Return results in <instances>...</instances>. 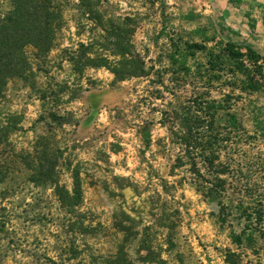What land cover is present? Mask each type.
<instances>
[{"label":"rangeland","instance_id":"rangeland-1","mask_svg":"<svg viewBox=\"0 0 264 264\" xmlns=\"http://www.w3.org/2000/svg\"><path fill=\"white\" fill-rule=\"evenodd\" d=\"M55 2L64 24L54 47L41 59L26 49L34 76L10 81L0 102V121L18 122L0 156V264H149L140 261L144 246L165 264H225L224 250L234 249L229 229L217 224L215 204L189 185L187 168L175 166L177 151L160 122L174 92L190 94L170 80L168 38L198 41L194 30L222 21L240 38L223 36L245 40V7L229 0ZM7 9L0 0V15ZM114 31L147 76L119 81L103 67L75 69L72 60L80 68L85 58L121 61L106 39ZM254 45L264 53L261 38ZM39 142L60 150V187L71 193L78 175L79 206L68 208L53 186L30 182L18 155L32 163ZM242 260L264 264V250Z\"/></svg>","mask_w":264,"mask_h":264},{"label":"trees","instance_id":"trees-1","mask_svg":"<svg viewBox=\"0 0 264 264\" xmlns=\"http://www.w3.org/2000/svg\"><path fill=\"white\" fill-rule=\"evenodd\" d=\"M7 1L8 9L0 15V102L10 81L27 82L34 76L26 49L34 50L35 59L46 57L64 24L55 0ZM78 1L87 5V0ZM229 1L235 9L245 7L243 17L250 30L256 27V14L264 25V0ZM224 32L240 38L222 21L194 30L198 41L178 35L168 38L170 80L173 85L189 87L190 94L181 99L174 92L175 104L162 112L160 124L167 125L170 143L177 151L175 166L187 168L189 185L215 204L217 224L229 229L234 249L224 250V263L242 264L248 252L258 255L264 250V104L260 103L264 97V56L246 40L236 42L223 36ZM106 39L122 60L111 65L103 58H85L82 68L80 60H72L77 71L103 67L119 81L147 76L144 66L131 58L128 44L122 43V32L114 31ZM9 118L5 123L0 121V156L9 135L17 130V118ZM148 141L145 132L144 142ZM36 149L32 163L18 155L30 171V182L53 186L59 201L68 208L79 206L82 193L78 175L73 173L71 193L60 187L56 178L60 150L48 149L40 142ZM144 247L142 263L165 264L150 247ZM120 261L116 259L117 264ZM254 264L262 263L257 260Z\"/></svg>","mask_w":264,"mask_h":264},{"label":"crops","instance_id":"crops-1","mask_svg":"<svg viewBox=\"0 0 264 264\" xmlns=\"http://www.w3.org/2000/svg\"><path fill=\"white\" fill-rule=\"evenodd\" d=\"M254 16L257 17V20H258L254 30H250L249 29V27L247 25V20L244 18L245 19V23H246V25H245L246 32H248L247 33V37L248 38H246L245 40L248 43L252 44L255 47V49L258 50L257 46H255L254 44L257 43L259 38H261L263 46H264V25L261 23V21H260V19H259L257 14L254 15ZM262 48L264 49V47H262ZM258 52H260V51L258 50ZM260 53L264 56V53H262V52H260Z\"/></svg>","mask_w":264,"mask_h":264}]
</instances>
